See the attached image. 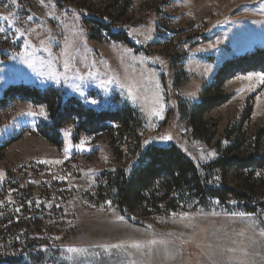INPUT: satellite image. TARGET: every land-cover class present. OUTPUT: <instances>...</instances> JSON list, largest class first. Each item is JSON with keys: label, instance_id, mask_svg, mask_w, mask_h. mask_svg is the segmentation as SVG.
<instances>
[{"label": "rangeland", "instance_id": "rangeland-1", "mask_svg": "<svg viewBox=\"0 0 264 264\" xmlns=\"http://www.w3.org/2000/svg\"><path fill=\"white\" fill-rule=\"evenodd\" d=\"M3 16L0 96L19 83L55 87L96 108L130 106L142 121L77 133L65 113L59 147L37 131L46 105L0 107V264H264V167L227 164L264 154V72L225 82L227 102L204 117L216 125L210 143L188 117L225 61L264 48V0H0ZM99 21L145 50L113 40ZM158 144H177L234 194L175 211L158 186L152 209L123 215L111 183Z\"/></svg>", "mask_w": 264, "mask_h": 264}, {"label": "trees", "instance_id": "trees-1", "mask_svg": "<svg viewBox=\"0 0 264 264\" xmlns=\"http://www.w3.org/2000/svg\"><path fill=\"white\" fill-rule=\"evenodd\" d=\"M99 24H101L99 30H105L113 40L145 50L144 47L138 46L125 31H114L103 21H99ZM95 36L92 35V38L96 39ZM250 71L264 72V48H256L249 53L229 59L217 71L213 81L203 90L199 102L188 114L189 124L196 138L206 143L214 139L216 125H208L204 119L205 115L227 102L229 95H224L222 88L228 79L239 72ZM13 98L31 100L48 107L49 118L39 125L37 131L49 142L59 147L63 145L62 116L65 113H70L77 118L75 130L77 133L80 131L92 134L114 132L117 124L132 127L134 130L138 126L141 127L142 120L139 112L130 106L96 108L86 104L77 96L55 87L41 88L35 84L24 83L11 85L0 96V107L5 106ZM251 108L250 105L245 111L244 119L250 118ZM259 135H264V127ZM16 138L17 136L12 137L6 144L9 145ZM218 142H216L217 146H219ZM227 164L239 168L252 166L261 168L264 167V154L259 157L248 155L244 159L232 156ZM111 184L121 213L128 217L137 211L146 213L148 209H152L150 191L153 187L160 186V189L166 193V204L175 211L193 202L203 204L209 199H219L224 202L234 194L233 189L210 181L177 144H158L146 147L134 167L127 171H119ZM261 206H264V203ZM249 212L254 213L256 210L249 209ZM20 260L11 257L6 258L5 263L20 264L18 262Z\"/></svg>", "mask_w": 264, "mask_h": 264}, {"label": "snow or ice", "instance_id": "snow-or-ice-1", "mask_svg": "<svg viewBox=\"0 0 264 264\" xmlns=\"http://www.w3.org/2000/svg\"><path fill=\"white\" fill-rule=\"evenodd\" d=\"M41 2H43V0H41ZM0 19H4V20H7L8 19V17L7 16H3V17H0ZM2 31H4V29L3 28H0V32H2ZM248 79H251V77H247ZM260 80H261V82L262 83H264V75H261V77H260ZM92 103H96V101H91ZM41 115H45L44 113H43V110L41 111ZM83 145H81V147H82ZM17 211H18V209H17ZM122 219V218H121ZM262 235H264V233H262ZM112 247H114V248H119L120 247V245H113ZM67 251L68 252H71V253H80V252H84V251H87L86 249H80V248H74V247H70V248H68L67 249Z\"/></svg>", "mask_w": 264, "mask_h": 264}]
</instances>
